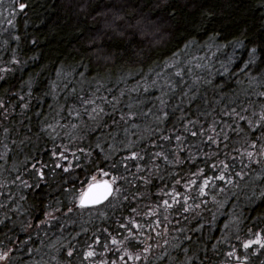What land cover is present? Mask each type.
<instances>
[{
	"label": "trees",
	"instance_id": "16d2710c",
	"mask_svg": "<svg viewBox=\"0 0 264 264\" xmlns=\"http://www.w3.org/2000/svg\"><path fill=\"white\" fill-rule=\"evenodd\" d=\"M18 1L0 37L7 264H264L230 253L264 243V0ZM101 169L121 183L80 207Z\"/></svg>",
	"mask_w": 264,
	"mask_h": 264
},
{
	"label": "snow or ice",
	"instance_id": "6c2138e0",
	"mask_svg": "<svg viewBox=\"0 0 264 264\" xmlns=\"http://www.w3.org/2000/svg\"><path fill=\"white\" fill-rule=\"evenodd\" d=\"M15 3H18V9L21 13H23L28 7L29 5L26 3H20L18 2V0H14ZM252 52L255 53L256 49L253 48ZM247 67V65H246ZM4 107L3 102H0V110H2ZM241 119H243V117H241ZM261 127H264V125H262ZM192 135H196V133H192ZM179 139V138H177ZM211 139V138H209ZM99 147V145H98ZM249 156L252 155V153L248 154ZM61 156L63 158L66 159V157L63 156V153L61 154ZM132 158H137V154L135 152L132 153ZM165 159H167L165 157ZM56 167L60 168L62 167L59 164L55 165ZM48 166L46 164H39V162L37 163H33L32 164V169L36 172V174L43 179L44 175H45V171L44 169L47 168ZM213 167H215V165H213ZM225 167L227 168L228 165H225ZM63 171L67 172L68 169L64 168ZM101 172L104 176H108L109 173L107 172H103V170L101 169ZM197 176H200L201 178H203V176H205L206 174L204 173V170L201 169L200 173L195 174ZM237 176H240V178L242 179L243 177L241 176V174L237 173ZM216 179H219L220 181H224L225 180V176L224 175H220L219 177H216ZM212 180V177H208V178H204L203 179V184L200 186V191L203 194L204 190L209 186L210 181ZM229 183H231L232 181H228ZM115 183V178H113L111 181H109L108 179H104V180H98L97 177L93 176L92 177V182L88 183L87 185V190L85 192H83L80 195V205L81 207H84L86 205H98L101 204L104 201H108L109 198L111 197L112 193H113V184ZM197 183L196 180H192L191 184L195 185ZM177 195H179V193H177ZM262 197H264V193L261 194ZM183 199L187 200V197H184ZM165 205H168V201L165 200L164 201ZM0 223H3L2 221H0ZM252 243L255 244H259L262 248H264V243L261 242V239L258 237L255 241H249L248 244L244 245L246 248L249 247ZM93 253H89V255H92ZM68 255L71 256L73 255V253L70 251L68 252ZM8 256V253L5 252L3 254H0V260L2 259H6Z\"/></svg>",
	"mask_w": 264,
	"mask_h": 264
},
{
	"label": "rangeland",
	"instance_id": "374dc122",
	"mask_svg": "<svg viewBox=\"0 0 264 264\" xmlns=\"http://www.w3.org/2000/svg\"><path fill=\"white\" fill-rule=\"evenodd\" d=\"M19 2V1H18ZM18 3H15L14 0H0V37L3 38V40L7 41H13L15 40V36H16V31H15V24H16V19L18 14ZM2 40V39H0ZM1 54V53H0ZM4 55V54H3ZM3 59V58H2ZM0 59V72H2V70L4 68H1L3 66V63H1ZM65 161L70 162V164L72 165V163L74 162V159L72 158L71 160L69 159H65ZM109 175L108 176H104L101 177L99 180L102 179H108V180H112L113 178H115V183L114 184H120L121 183V178L117 177V175L113 172H108ZM109 177V178H106ZM80 196L77 198V203L79 202ZM52 212V211H51ZM51 212L48 213L49 218L51 219L52 217V223L50 225L53 226H57V223L59 224L60 222H63L62 216L61 215H56V213H52ZM74 216V214H73ZM51 220H48L49 222ZM50 227V226H49ZM73 227V225L71 227H68V229H63L64 233H67L66 231L71 230V228ZM261 239L262 242V235L260 234L259 231L253 233L251 235V238H249L247 241H242L239 244H236V246H234L232 248V250L230 251L231 256L233 257H237L240 255H245V256H250V254H254V256L256 254H258L259 251V244H255L252 243L249 247H245L244 245L248 244L249 241H255L257 238ZM82 240H79L77 236H72V238H70V242L69 244L67 243V247L69 248V246H71V244L73 242L78 243L79 245H82ZM69 245V246H68ZM85 257H88V246L85 248L84 251ZM169 259V258H168ZM171 259V258H170ZM171 261H173V259H171ZM0 264H7V260H0Z\"/></svg>",
	"mask_w": 264,
	"mask_h": 264
},
{
	"label": "water",
	"instance_id": "95a60500",
	"mask_svg": "<svg viewBox=\"0 0 264 264\" xmlns=\"http://www.w3.org/2000/svg\"><path fill=\"white\" fill-rule=\"evenodd\" d=\"M113 193H114V191H115V187H114V185H113ZM87 190V187L85 188V190L83 191V192H85ZM82 192V193H83ZM113 193H112V195H113ZM111 195V196H112ZM111 198V197H110ZM109 198V199H110ZM105 202H107V201H104V202H102L101 204H103V203H105ZM101 204H98V205H91V204H89V205H86V206H84L83 208H88V207H95V206H99V205H101ZM78 205L81 207V205H80V199H79V202H78ZM230 264H249V263H247V262H245V261H236V262H232V263H230Z\"/></svg>",
	"mask_w": 264,
	"mask_h": 264
}]
</instances>
